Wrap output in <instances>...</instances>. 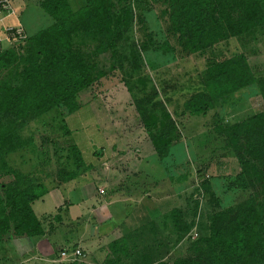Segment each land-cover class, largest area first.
Segmentation results:
<instances>
[{
    "label": "rangeland",
    "instance_id": "1",
    "mask_svg": "<svg viewBox=\"0 0 264 264\" xmlns=\"http://www.w3.org/2000/svg\"><path fill=\"white\" fill-rule=\"evenodd\" d=\"M2 1L11 10L0 13V53L12 52L15 59L0 69V87H13L20 84V74L29 73V51L35 47L29 44V36L48 28L54 20L41 9L43 0ZM70 2L74 10L86 5V0ZM227 2L229 13L240 20V30L244 31L201 54L157 51L158 44L165 40L179 51L181 47L173 38L168 39L166 6L156 0H145L140 5L137 15L144 22H139L136 15L113 50L103 51L101 42L93 36L74 38V51L81 53L83 61L94 69L90 72L91 85L78 92L79 108L72 113L66 105H59L36 118L32 114L23 116L20 122L11 121L7 117L10 113L0 105V122L13 126L7 137L0 128V185L15 184L17 172L43 186L39 192L44 194L45 190L48 193L59 188L47 190L44 185H63L59 182L75 178L76 185L104 186L108 197L115 192L110 184L116 185V179L136 171L133 156L140 150L145 160L144 173L140 179L127 176L122 183L132 185L133 180L143 181L146 174L156 177L164 173L160 181L165 194L160 202L151 200L147 205L150 216L142 221L135 218V208L123 206V219L127 213L131 223L121 229L115 225V264H200L194 243L208 233L211 213L238 209L249 201L258 206L264 201V158L257 154V136L249 137L245 128H238L248 119L264 114V15L258 12L254 20L246 0H240L238 5L236 0ZM20 25L27 32L22 43L10 40L7 33ZM224 60L239 62L243 78H234L240 81L239 86H230L229 79L215 92H208L205 82L211 65ZM143 119L154 122V128L147 130ZM162 122L169 123L168 135L173 140L164 160L159 158L153 141ZM129 132L136 136L115 139V133ZM103 150V155L98 154ZM146 150L147 156L143 152ZM118 152H125V158L131 156L130 161L120 165L122 157ZM155 156L161 162L160 168ZM115 164L120 170L126 168L124 165L133 170L117 174ZM104 173H109L112 182L100 177ZM19 182L23 183L18 178V185ZM153 184L144 185V190L151 191ZM125 190L126 194L134 191L132 186ZM87 191L97 192L90 187ZM61 192L66 196L65 189ZM111 209L104 212L107 218ZM175 211H179L178 218L173 216ZM175 219L181 225L175 224ZM184 226L192 228L184 233ZM73 247L84 255L76 264L114 260L112 242L101 244L102 251L109 252L100 263L93 261L94 252H90L95 248L78 244ZM58 248V252L70 249L66 245Z\"/></svg>",
    "mask_w": 264,
    "mask_h": 264
},
{
    "label": "trees",
    "instance_id": "2",
    "mask_svg": "<svg viewBox=\"0 0 264 264\" xmlns=\"http://www.w3.org/2000/svg\"><path fill=\"white\" fill-rule=\"evenodd\" d=\"M144 2L145 0H86L85 6L74 10L70 0H43L41 9L54 22L48 28L29 36V44H34L35 47L29 51V73L20 74V84L0 87V105L2 110L10 113L7 117L11 121L21 122L23 116L32 114L36 118L59 105H66L72 110L70 113L77 110L78 92L91 85L93 77L90 72L94 69L83 61L81 53L74 51V38L83 34L93 36L101 42L103 51L115 49L116 43L124 38L135 22L140 5ZM156 2L166 6L167 15L164 16L169 20L168 39L173 38L181 47L179 51L170 41L165 40L156 47L157 51L163 53H180L186 56L205 53L220 42L239 37L244 31L240 30L243 27L240 26V20H235L229 13L226 0ZM236 3L238 5L240 0H236ZM246 6L254 20L257 19L258 12L261 16L264 15L262 1L246 0ZM137 17L139 22H144L142 16ZM7 33L10 40L24 42L22 39L25 31L21 27L13 28ZM143 47L146 49V44L143 43ZM14 59L12 52L0 53V61L4 60L3 63L0 62V69L14 62ZM207 75L205 87L207 86L208 92H215L214 89L228 83L229 79H232L230 86H239L240 81L237 80L243 78V66L237 61L224 60L211 65ZM30 99L32 101L28 102ZM143 122L146 123L147 130L154 128L151 126L154 122L147 123L144 119ZM161 124L163 127L153 135V141L159 158L164 160L169 156L173 140L168 135L169 123ZM0 128L7 137V133L11 131L8 129H13V126L0 122ZM238 128L240 131L245 128L249 137L257 136V154L264 158V114L248 119ZM78 159H81V155ZM14 178L17 179L15 184L0 185V244L10 235L32 237L44 234L43 223L34 214L32 203L47 191L44 194L43 191L39 192L43 186L40 187L25 175L16 172ZM18 178L23 181L22 184L19 182L20 185L17 184ZM253 203L249 201L238 209L231 208L210 214L208 233L194 243L200 264H264V201L258 206ZM173 216L178 218L179 211L173 212ZM174 222L180 224L177 219ZM191 228L184 226L182 230L187 233ZM110 252L114 260L102 264H115V242Z\"/></svg>",
    "mask_w": 264,
    "mask_h": 264
},
{
    "label": "crops",
    "instance_id": "3",
    "mask_svg": "<svg viewBox=\"0 0 264 264\" xmlns=\"http://www.w3.org/2000/svg\"><path fill=\"white\" fill-rule=\"evenodd\" d=\"M16 27H21L26 32L22 25L11 28ZM0 46H2V42H0ZM136 133L139 134V131ZM115 136V139L117 138L118 141H123L125 137L130 136V138H133L136 135L135 133L132 134V132H129L126 135L115 133ZM147 151L148 150L143 151L144 154ZM98 154L103 155L104 150L101 153L98 152ZM117 154L122 157L121 161H119L120 165L124 162H129L131 159V156L125 158V152H118ZM134 154L135 156H133V158H135L137 162L133 169L136 171L131 172L129 175L127 174V176L130 177L133 175L134 179H140L142 176L141 173H144L143 165L145 164V160L143 159L144 156L142 151H134ZM156 161L160 168L161 162H158L157 158ZM124 166L126 168L120 170L115 164V173L118 174V172L133 170L130 169L129 166ZM108 169L110 170V166ZM88 174L92 177V174ZM100 175L104 181L112 182L109 173ZM163 175L164 173L154 177L146 174L143 181L139 182L133 180L132 185H124L123 183L125 181L122 183L123 178L127 176L116 179V185L110 184L112 188L115 187V192L111 189L113 194L108 197L106 196L107 190L104 189V186L87 185L89 183L86 185H76L77 180L75 178H69L63 182H59L63 183V185H44L47 190L58 188L59 186L57 190L49 191L32 203L34 214L43 223L44 234L32 237L10 235L5 238L4 243L0 245V253H2L0 264H76V262L68 263L61 258V250L58 252V247L66 245L68 248H72L75 244L88 248H95L94 251H90L94 252L93 261L96 263H100L99 261L102 262L105 258V254L107 255L109 251H102L101 244L104 245L107 241L108 244L109 242H112V244L115 242V225L121 229L128 223H131L130 220H128L130 216H128L127 213L123 219V214L126 212L123 206L129 205L128 209L135 208L134 212L136 213L134 216L135 218L138 217L139 221H142L145 217L148 218L150 212L147 205H149L153 199H158L157 202H160L162 200L161 197L165 194V190L162 191L164 185L162 181H160ZM93 180L95 179L93 178ZM152 182L155 188L148 192L145 191L144 185H150ZM127 186H132L134 191L126 194L125 187ZM88 187H90L91 190L95 188L97 192H88ZM61 189L66 190V196L63 195ZM102 190L104 194H101L100 191ZM102 201L107 202L108 205ZM107 208H112V213L109 214L108 218L106 214H104ZM83 220H85V222H83ZM88 226L92 229L90 230ZM61 237L63 240L60 239Z\"/></svg>",
    "mask_w": 264,
    "mask_h": 264
},
{
    "label": "built area",
    "instance_id": "4",
    "mask_svg": "<svg viewBox=\"0 0 264 264\" xmlns=\"http://www.w3.org/2000/svg\"><path fill=\"white\" fill-rule=\"evenodd\" d=\"M11 10V8L6 7L5 2L0 0V13L3 11ZM12 30V29H11ZM101 194H104V191H100ZM61 258L69 263H75L77 261H80L83 255V251L81 249H66L61 251L60 253Z\"/></svg>",
    "mask_w": 264,
    "mask_h": 264
}]
</instances>
